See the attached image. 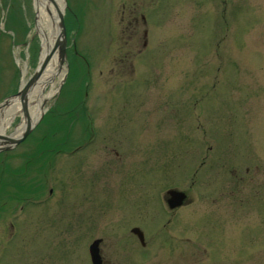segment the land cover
I'll use <instances>...</instances> for the list:
<instances>
[{
	"label": "rangeland",
	"instance_id": "obj_1",
	"mask_svg": "<svg viewBox=\"0 0 264 264\" xmlns=\"http://www.w3.org/2000/svg\"><path fill=\"white\" fill-rule=\"evenodd\" d=\"M61 2L78 21V57L68 56L61 92L65 76L43 88L53 89L42 103L50 112L1 169L0 264H89L94 238L108 264H162L165 256L170 264H264V0ZM14 28L17 43L34 33ZM0 34L2 100L15 91L17 69L11 39ZM32 41L34 63L29 49L16 48L28 73L39 54ZM83 86L97 130L85 147L83 120L59 117ZM38 150L45 158L31 157ZM48 185L54 193L44 200ZM167 187L193 202L165 214ZM129 193L133 211L123 203ZM102 194L109 203L98 208Z\"/></svg>",
	"mask_w": 264,
	"mask_h": 264
},
{
	"label": "bare ground",
	"instance_id": "obj_2",
	"mask_svg": "<svg viewBox=\"0 0 264 264\" xmlns=\"http://www.w3.org/2000/svg\"><path fill=\"white\" fill-rule=\"evenodd\" d=\"M35 8V25L34 30L38 34L40 40V59H44L46 54L52 52L53 47L56 44L58 35V14L63 11V5L61 0H52L56 6L51 4V0H33ZM56 7L58 9H56ZM40 60V61H41ZM46 64V68L43 71V75L35 82L34 87L28 93L26 100L27 104V117L30 122H34L40 115L42 103L53 94V89L51 88L46 95L41 92L44 87L49 83L52 84L55 77H60L62 75L61 66L58 64L57 56L55 53ZM25 80H22L21 85L23 86ZM16 99V98H15ZM15 99L10 100L6 107L0 108V133H4L9 127L16 116V114H21L20 103L15 101ZM26 118L22 117L19 124L13 130V135H18L24 125Z\"/></svg>",
	"mask_w": 264,
	"mask_h": 264
},
{
	"label": "water",
	"instance_id": "obj_3",
	"mask_svg": "<svg viewBox=\"0 0 264 264\" xmlns=\"http://www.w3.org/2000/svg\"><path fill=\"white\" fill-rule=\"evenodd\" d=\"M59 27H60V38L61 40H59L57 43H56V48H58V51H59V57L61 58V53H62V50H63V28H62V23H61V15H59ZM51 53H49L45 59L42 61V63L40 64V66L38 67L36 73L31 77V79L29 80V82L27 83L26 87L20 92V98L21 100L23 101L25 99V94L27 92V89L28 87H30L34 81L36 80V78L39 76V74L42 72L44 66H45V63L47 62L49 56H50ZM34 126L31 125V124H27L24 131L22 132L21 136L18 138V139H10V138H5V137H0V139H3L5 141V143H13V144H16L18 143L20 140H22L29 132L30 130L32 129V127ZM169 195H173L172 194V191H169L167 192ZM168 202L170 203V206H174L176 204H179L178 201L174 200L173 197H171V199L168 200ZM139 238L141 239V234H139ZM96 244L97 242H94L90 249H91V254H92V261L94 264H99V261H98V257H97V254H96Z\"/></svg>",
	"mask_w": 264,
	"mask_h": 264
},
{
	"label": "flooded vegetation",
	"instance_id": "obj_4",
	"mask_svg": "<svg viewBox=\"0 0 264 264\" xmlns=\"http://www.w3.org/2000/svg\"><path fill=\"white\" fill-rule=\"evenodd\" d=\"M100 256H101L102 261H103L105 264H108L109 261L107 260V258L105 257V255L103 254L102 251H101Z\"/></svg>",
	"mask_w": 264,
	"mask_h": 264
}]
</instances>
